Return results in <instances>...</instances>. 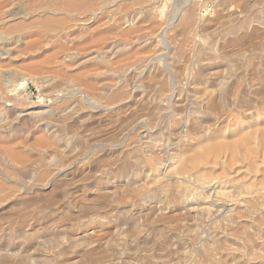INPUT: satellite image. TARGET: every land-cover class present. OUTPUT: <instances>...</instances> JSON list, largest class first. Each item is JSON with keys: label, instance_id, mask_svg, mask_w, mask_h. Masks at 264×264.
<instances>
[{"label": "rangeland", "instance_id": "obj_1", "mask_svg": "<svg viewBox=\"0 0 264 264\" xmlns=\"http://www.w3.org/2000/svg\"><path fill=\"white\" fill-rule=\"evenodd\" d=\"M263 116L264 0H0V264H264Z\"/></svg>", "mask_w": 264, "mask_h": 264}, {"label": "bare ground", "instance_id": "obj_2", "mask_svg": "<svg viewBox=\"0 0 264 264\" xmlns=\"http://www.w3.org/2000/svg\"><path fill=\"white\" fill-rule=\"evenodd\" d=\"M245 22V21H244ZM244 22L241 21V23L237 24V27L241 26L242 25L244 26ZM236 26L235 27H231L230 30L233 31V29L237 28ZM240 27V28H241ZM248 41V40H247ZM256 72V71H255ZM257 75V74H256ZM209 88V87H208ZM231 90V89H230ZM247 91V90H246ZM204 92V91H203ZM230 92V91H229ZM249 92V91H248ZM251 92V91H250ZM249 92V93H250ZM248 93V94H249ZM238 94V93H237ZM245 95V94H244ZM263 95V94H262ZM237 96V95H236ZM234 96V97H236ZM240 96V95H239ZM238 98V97H237ZM236 99V98H235ZM236 101V100H235ZM224 103V102H223ZM233 104V103H232ZM200 105V104H199ZM242 108V107H241ZM224 111V110H223ZM242 111V110H241ZM258 115V114H257ZM259 117V116H258ZM262 117V116H260ZM264 117V116H263ZM257 119V118H256ZM263 119V118H262ZM258 120V119H257ZM262 121V120H261ZM259 122V121H258ZM258 122L254 123V125H258ZM264 122V121H263ZM253 123V122H252ZM237 125L238 126H234V128L232 130L229 131L228 134H216L215 133H212V135H210V137H207V138H204L201 140V144H204L205 147L210 151V150H214V151H220L219 149L222 148L223 146H227V147H238V145L241 144L242 140L244 139H248L252 136H254V133H258V129L260 131V128H258L260 125H256V128L255 129H251V128H248V127H252L253 128V124H248L249 126L246 127V125L244 126L243 124L239 123V121L237 122ZM252 125V126H251ZM264 129V127H263ZM214 132V131H213ZM260 134V133H259ZM263 135V134H262ZM261 135V136H262ZM252 139V138H251ZM244 142V141H243ZM199 143V141H198ZM246 145V144H245ZM254 146V145H253ZM240 147V146H239ZM205 148V149H206ZM231 148V150H232ZM190 149V148H189ZM186 150V149H185ZM184 150V151H185ZM193 150V149H192ZM204 150V149H203ZM249 150V149H248ZM183 150L180 151V154H179V160H180V163H179V166L180 168H184L186 166V164L188 162L191 161V158H197L198 155L196 154H192L191 156H187L186 152H184ZM187 151V150H186ZM197 151V150H196ZM241 150H239L240 152ZM193 152V151H192ZM205 152V151H204ZM237 152V151H235ZM238 152V153H239ZM252 152V151H251ZM194 153V152H193ZM202 153V152H201ZM205 154V153H204ZM233 154V153H232ZM206 155V154H205ZM215 155V154H214ZM249 156V155H248ZM211 157V156H210ZM239 157V156H238ZM244 157V156H243ZM233 158V157H232ZM215 159V158H214ZM237 159V157L235 158ZM204 160V159H203ZM240 160H241V157H240ZM253 160V159H252ZM211 161V160H210ZM263 162V161H262ZM175 165V164H173ZM210 165V164H209ZM176 166V165H175ZM177 167V166H176ZM192 167V166H191ZM161 169V168H160ZM159 168L156 169V170H160ZM163 170V169H162ZM173 171V170H171ZM173 173V172H172ZM155 174V173H154ZM156 176V175H155ZM154 176V177H155ZM156 180H158V176H156ZM165 178V177H164ZM183 185V184H182ZM159 186V185H158ZM158 190V189H157ZM143 191V190H142ZM208 192V191H207ZM207 194V193H206ZM221 196V195H220ZM227 196V195H226ZM214 201H216L214 199ZM210 202V201H209ZM212 202V201H211ZM216 203V202H215ZM222 203V202H221ZM220 204V202H219ZM218 205V204H217ZM204 206V205H203ZM210 206V205H209ZM213 206V205H212ZM221 206V204L219 205ZM214 207V206H213ZM217 207V206H216ZM206 208V207H205ZM205 215V214H204ZM140 245V244H139ZM152 246V245H151ZM148 247V246H147ZM209 247V246H208ZM166 248V247H165ZM149 249V248H147ZM211 254V253H210ZM215 256V255H214ZM112 263V262H111ZM106 264V263H105ZM131 264V263H130Z\"/></svg>", "mask_w": 264, "mask_h": 264}]
</instances>
